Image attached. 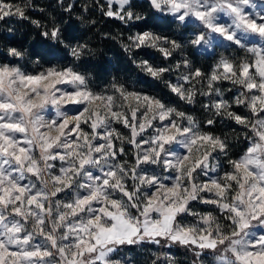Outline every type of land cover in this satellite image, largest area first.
Listing matches in <instances>:
<instances>
[{"label":"snow or ice","instance_id":"obj_1","mask_svg":"<svg viewBox=\"0 0 264 264\" xmlns=\"http://www.w3.org/2000/svg\"><path fill=\"white\" fill-rule=\"evenodd\" d=\"M77 2L54 0L69 17ZM145 2L82 11L123 26L111 38L163 95L115 77L98 87L82 70L95 50L66 42L62 19L0 0V25L27 21L71 57L30 53L12 27L0 38V264H134L122 252L145 245L183 249L190 264H264V0ZM189 50L213 63L195 65ZM197 105L203 119L186 107ZM222 122L230 131L218 135Z\"/></svg>","mask_w":264,"mask_h":264},{"label":"trees","instance_id":"obj_2","mask_svg":"<svg viewBox=\"0 0 264 264\" xmlns=\"http://www.w3.org/2000/svg\"><path fill=\"white\" fill-rule=\"evenodd\" d=\"M9 2L16 4L27 3L28 0H9ZM139 3L147 7L145 0H138ZM33 7L35 9L44 8L45 13L39 11H33L31 8L28 10V14L32 19L40 20L44 24L50 23V17L55 16L57 20H63V28L67 37L66 42L70 43H84L87 42L91 48L95 50L94 55L86 58L83 63L82 70L89 71L94 77V84L98 87H106L112 79L115 77L121 83H125L130 88H136L151 93H159L161 95L166 94L167 90L163 85L154 83L150 78L144 76L138 72L136 68L128 60L126 54L123 52L119 42L111 37L119 36L122 32L124 36L127 32L124 31L123 26L117 22L104 18L99 12L93 8L90 13H84L82 11L84 4H93L94 0H78L75 4V11L72 16H68L66 13H62L55 5L54 0H32ZM146 21L149 26H155L158 31H164L167 34H171L172 29L154 22L145 10ZM83 15L87 20H96L95 25L85 24L81 20L77 19V16ZM7 27H12L14 33L12 35V43L15 45H23L30 53H39L46 55V58L60 59L61 62L67 63L71 59L68 56L67 50L62 46L51 45L50 42L44 41L38 35V30L35 29L27 21L11 20L8 25H0V38L7 37L9 34L6 31ZM138 29H133L136 31ZM107 34V36L102 35ZM0 59L8 62L10 58H7L6 53L2 52V45H0ZM141 55L145 58H152L159 61L160 57L157 53L147 52ZM186 55H189L194 64L207 70L213 63L209 53L196 52L193 53L190 50L186 51ZM45 62V61H42ZM27 66L30 68V60L26 61ZM175 73L172 78L175 79ZM222 87H231L230 85H222ZM187 110L195 115L198 119H203L204 114L199 105L186 106ZM216 134L229 132L230 128L226 122H222L217 126ZM243 141L234 143V153L240 152L244 148ZM126 259H132L134 264H152V261L157 258V254H160V259L157 264H166L163 254L174 255L180 261V264H190L191 254L186 253L183 249L173 248L171 250L166 248H160L158 246L145 245L143 248L129 249L127 252H122Z\"/></svg>","mask_w":264,"mask_h":264},{"label":"rangeland","instance_id":"obj_3","mask_svg":"<svg viewBox=\"0 0 264 264\" xmlns=\"http://www.w3.org/2000/svg\"><path fill=\"white\" fill-rule=\"evenodd\" d=\"M219 51V50H218ZM201 52H203V53H208V52H204V51H201ZM122 256L124 257V255H123V253H122ZM125 258V257H124ZM126 259V258H125Z\"/></svg>","mask_w":264,"mask_h":264},{"label":"clouds","instance_id":"obj_4","mask_svg":"<svg viewBox=\"0 0 264 264\" xmlns=\"http://www.w3.org/2000/svg\"><path fill=\"white\" fill-rule=\"evenodd\" d=\"M209 51H211V48L209 49ZM185 55H186V52H185Z\"/></svg>","mask_w":264,"mask_h":264}]
</instances>
